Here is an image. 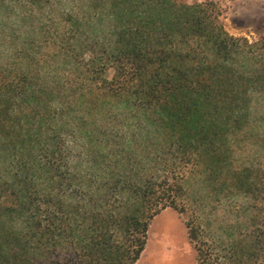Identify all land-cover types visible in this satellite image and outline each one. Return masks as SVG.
I'll return each mask as SVG.
<instances>
[{"label": "trees", "instance_id": "16d2710c", "mask_svg": "<svg viewBox=\"0 0 264 264\" xmlns=\"http://www.w3.org/2000/svg\"><path fill=\"white\" fill-rule=\"evenodd\" d=\"M15 2L54 33L0 63V264H135L166 208L197 264H264V38L214 0Z\"/></svg>", "mask_w": 264, "mask_h": 264}, {"label": "rangeland", "instance_id": "374dc122", "mask_svg": "<svg viewBox=\"0 0 264 264\" xmlns=\"http://www.w3.org/2000/svg\"><path fill=\"white\" fill-rule=\"evenodd\" d=\"M214 1L220 11L219 20L229 34L246 37L250 42L264 38V0ZM0 3L6 5L5 10L0 11V63L10 59L16 51L35 39L39 41L41 53L50 49V32L54 33L52 29H48L47 35L43 36L39 31L37 19H34V16L26 17L28 14L21 11L16 2L13 7L7 5L11 4L12 0H0ZM51 9L52 5L46 7V11ZM40 12L41 9L36 8L34 13L44 17ZM36 57L39 56L36 54ZM237 137L242 148L241 151L236 149L235 158H247L254 149L251 142L259 138L248 132L240 133ZM216 214H221L220 207L216 208ZM135 264H197L182 214L172 208H166L152 218L144 249Z\"/></svg>", "mask_w": 264, "mask_h": 264}, {"label": "bare ground", "instance_id": "6f19581e", "mask_svg": "<svg viewBox=\"0 0 264 264\" xmlns=\"http://www.w3.org/2000/svg\"><path fill=\"white\" fill-rule=\"evenodd\" d=\"M166 256H168V255L166 254ZM166 256H165V258H168V257H166Z\"/></svg>", "mask_w": 264, "mask_h": 264}]
</instances>
